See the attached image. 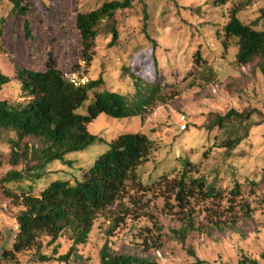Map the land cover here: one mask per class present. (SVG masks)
I'll list each match as a JSON object with an SVG mask.
<instances>
[{"label":"rangeland","instance_id":"1","mask_svg":"<svg viewBox=\"0 0 264 264\" xmlns=\"http://www.w3.org/2000/svg\"><path fill=\"white\" fill-rule=\"evenodd\" d=\"M18 1L27 7L24 17L15 14L7 0H0V71L11 77L0 88V101L24 102L26 97L13 77L15 69L43 71L50 58L57 69L81 84L101 76L104 85L98 92L121 95H132L128 73L155 82V58L162 89L142 117L99 115L87 125V131L102 143L48 165L47 173L33 183L7 185L15 198L7 197L0 184V264H99L104 245L113 253L148 258L156 264H191L194 257L189 251L205 264H238L243 256L263 264L259 256L264 252V75L257 68L258 60L244 67L236 64V40H225L222 28L230 11L238 9L241 22L264 29V0L249 4L241 0H226L224 4L217 0H134L132 10L115 16L118 41L113 47L108 46L111 37L99 27L89 65L82 59L76 14L114 0ZM24 21L28 22L30 38L25 37ZM144 31L155 42V51ZM230 110L250 117L243 124L249 126L247 136L228 150L220 145L231 136L230 127H209L216 116ZM79 111L83 113L84 107ZM181 115L186 117L184 131L179 123ZM121 133H141L152 141L153 149L136 169V181L129 182L119 200L97 215L86 244L77 246L66 262L43 263L39 255L54 259L65 255L72 245L69 233L53 245L42 237L39 249L12 252L18 232L15 217L22 210L19 187L31 185V194L37 196L55 180L75 184ZM238 134L244 135L243 126L238 127ZM11 139H15L13 133L0 135V179L9 170L23 168L22 162L16 167L10 164ZM186 163L193 178H204L223 191L221 203L192 200L184 209L175 205L159 178L178 177ZM235 185L240 194L231 199L228 194ZM241 204L248 205V216L242 214ZM188 217L199 229L181 242L172 231L179 230ZM211 223L226 228L212 230ZM230 223H234L233 228H229ZM142 227L147 228L143 230L145 237H138L136 231Z\"/></svg>","mask_w":264,"mask_h":264},{"label":"trees","instance_id":"2","mask_svg":"<svg viewBox=\"0 0 264 264\" xmlns=\"http://www.w3.org/2000/svg\"><path fill=\"white\" fill-rule=\"evenodd\" d=\"M12 5V11L24 17L27 7L18 0H7ZM226 0H217L224 4ZM249 4L251 0H241ZM134 0L104 2L99 8L76 14V29L80 36L82 59L86 65L92 60L94 42L99 35V27L111 37L109 47L118 41L116 14L132 10ZM145 12V9H144ZM238 9L230 11L229 20L222 28L225 40H236L235 62L244 67L258 60L257 68L264 75V29H258L256 23L244 24L237 16ZM264 15V10L261 11ZM146 17V16H145ZM146 25H143L145 29ZM26 38H30L28 22L23 24ZM146 31H144L145 33ZM2 25L0 22V37ZM153 51L156 44L149 39ZM225 48V44L222 42ZM155 82L149 83L146 76L128 74L132 79V95H121L110 91L98 92L104 85L99 76L84 84L74 85L62 71L57 69L52 58L43 71H33L16 68L14 78L20 84V91L26 97L24 102L9 103L0 101V135L4 132L13 133L15 139L8 141L10 147V164L16 167L20 162V171L9 170L0 179L7 197L10 195L6 186L41 179L47 172V166L63 161V157L85 151L102 139L90 134L87 125L101 114L110 118L120 119L142 117L151 106L162 87L158 79L156 59L153 58ZM125 70V69H123ZM146 79V80H145ZM10 76L0 71V88L8 84ZM89 93L93 97L89 98ZM90 100L89 104H85ZM85 109L83 113L79 110ZM250 115L228 111L224 116H216L211 127H230L231 136L220 145L228 150L238 146L242 137L248 134L249 126L243 124ZM237 124V127L234 126ZM243 126V136H239L238 127ZM153 149V143L141 133H121L111 140L105 152L98 155L93 164L82 172L80 181L71 185L68 181L55 180L42 189L37 196L32 195V187H19L22 210L16 215L18 232L12 244V252L21 253L31 248L39 249L42 237L49 238L53 245L64 234L69 233L72 245L69 251L56 259L52 256L39 255L40 262L57 260L66 262L74 254L77 246L85 245L92 232L97 215L112 206L125 192L129 182L136 181V169L145 163ZM189 163H186L178 177L167 180L159 178L163 187L173 196L176 206L188 208L190 201L198 200L212 205L221 203L225 196L213 182L204 178H193ZM264 183V173L262 176ZM238 185L229 192V197L239 196ZM241 212L249 215L247 204H241ZM212 230L223 231L220 223H211ZM233 228L234 223L228 225ZM142 227L136 231L138 237H145ZM193 220L188 217L179 230L172 231L181 242L198 230ZM39 245V246H37ZM57 246L54 253L57 252ZM11 254V253H10ZM194 257L191 264H205ZM7 255V254H6ZM264 264V252L259 256ZM99 264H156L148 258H140L129 254H116L104 245L99 252ZM238 264H260L257 260L243 256Z\"/></svg>","mask_w":264,"mask_h":264},{"label":"built area","instance_id":"3","mask_svg":"<svg viewBox=\"0 0 264 264\" xmlns=\"http://www.w3.org/2000/svg\"><path fill=\"white\" fill-rule=\"evenodd\" d=\"M66 76L70 79V81H71L72 83H74V85H79V84H81L80 81L75 80V79L69 77L68 75H66ZM82 84H84V83H82ZM179 123L181 124V126H180L181 130L184 131L185 128H186V117H185L184 115H181V116L179 117Z\"/></svg>","mask_w":264,"mask_h":264}]
</instances>
